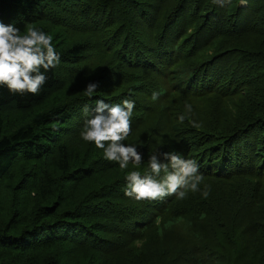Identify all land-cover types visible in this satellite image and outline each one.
Segmentation results:
<instances>
[{
  "label": "trees",
  "instance_id": "1",
  "mask_svg": "<svg viewBox=\"0 0 264 264\" xmlns=\"http://www.w3.org/2000/svg\"><path fill=\"white\" fill-rule=\"evenodd\" d=\"M19 22L61 59L35 96L0 86V264H264V0H0ZM97 99L134 102L141 165L80 137ZM155 152L194 160L201 191L126 196Z\"/></svg>",
  "mask_w": 264,
  "mask_h": 264
},
{
  "label": "clouds",
  "instance_id": "2",
  "mask_svg": "<svg viewBox=\"0 0 264 264\" xmlns=\"http://www.w3.org/2000/svg\"><path fill=\"white\" fill-rule=\"evenodd\" d=\"M226 0H213L222 4ZM247 0H241L246 3ZM53 36L35 27H26L23 33L13 25L0 23V86L7 88L13 95H37L46 83L47 72L56 68L60 62V54L53 46ZM98 87L97 83H89L85 94L92 97ZM160 96L154 91L151 99L156 101ZM135 104L124 100L122 104H109L104 99H97L91 109L93 115L87 119L80 132L83 141L103 150V158L109 162H117L121 170L128 168L131 162L141 165L142 154L135 145L123 143L131 132V118ZM187 113L192 106L185 105ZM86 106L84 111L88 112ZM185 115L179 116L182 123ZM193 128L201 127L190 121ZM125 195L136 201L161 200L175 195L177 199H185L189 192L201 191L203 175L199 173L194 160L184 159L176 153L155 152L148 158V167L142 173L139 170L127 171ZM209 186L205 185L202 196L207 198Z\"/></svg>",
  "mask_w": 264,
  "mask_h": 264
},
{
  "label": "rangeland",
  "instance_id": "3",
  "mask_svg": "<svg viewBox=\"0 0 264 264\" xmlns=\"http://www.w3.org/2000/svg\"><path fill=\"white\" fill-rule=\"evenodd\" d=\"M13 26L14 27H16V28H19L20 30H21V32L23 33V31L25 30V27L22 25V22H19V23H17V24H13ZM192 31L190 30V33H191ZM187 41H191L190 40V37L189 38H187ZM193 41V40H192ZM194 42H195V39H194ZM191 43H193V42H191ZM162 78V75L160 74V73H157V74H150L149 73V80L150 81H152V82H159L160 80H162L161 79ZM83 115H85L84 113H83ZM20 167H24L23 165H20ZM6 194H3V195H1L0 196V198H1V201H2V206H4V207H6V205H10V201L6 198ZM10 199H12V197H11V195H9L8 196ZM4 207L2 208L1 206H0V224H3L4 222H5V220H6V218H7V208L6 209H4ZM146 215V214H145ZM179 237H180V239H181V236L180 235H178ZM209 235H207L206 236V238L207 239H209ZM248 241H249V234H243V235H241L240 237H239V243H240V245H241V247H243L244 245H246L247 243H248ZM210 245H213V243L212 242H208ZM214 253H215V251L214 252H211V254H210V259H213V256H214ZM195 263H197V261H195ZM189 264H191L190 262H189Z\"/></svg>",
  "mask_w": 264,
  "mask_h": 264
}]
</instances>
